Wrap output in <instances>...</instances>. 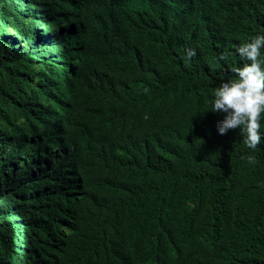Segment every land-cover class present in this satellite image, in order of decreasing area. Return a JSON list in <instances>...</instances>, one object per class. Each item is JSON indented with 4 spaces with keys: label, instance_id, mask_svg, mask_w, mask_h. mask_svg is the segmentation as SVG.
Masks as SVG:
<instances>
[{
    "label": "trees",
    "instance_id": "1",
    "mask_svg": "<svg viewBox=\"0 0 264 264\" xmlns=\"http://www.w3.org/2000/svg\"><path fill=\"white\" fill-rule=\"evenodd\" d=\"M260 35L264 0H0V264H264V114L250 150L211 111Z\"/></svg>",
    "mask_w": 264,
    "mask_h": 264
},
{
    "label": "clouds",
    "instance_id": "2",
    "mask_svg": "<svg viewBox=\"0 0 264 264\" xmlns=\"http://www.w3.org/2000/svg\"><path fill=\"white\" fill-rule=\"evenodd\" d=\"M264 48V35L252 37L250 42L239 46L236 51L242 61V67H233L235 79L220 84L214 91L211 101L213 113H224V118L217 122L220 135L229 130L241 129L245 139L243 143L250 150H256L261 144V116L264 114V60L261 49ZM195 56L193 50L188 57ZM226 59V56H221ZM254 160L255 157H248Z\"/></svg>",
    "mask_w": 264,
    "mask_h": 264
}]
</instances>
